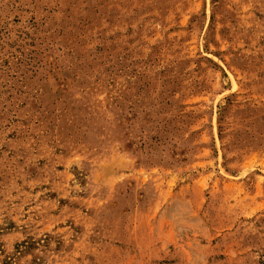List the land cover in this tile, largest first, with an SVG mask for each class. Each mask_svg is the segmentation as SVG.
Here are the masks:
<instances>
[{
  "label": "rangeland",
  "instance_id": "374dc122",
  "mask_svg": "<svg viewBox=\"0 0 264 264\" xmlns=\"http://www.w3.org/2000/svg\"><path fill=\"white\" fill-rule=\"evenodd\" d=\"M0 264H264V0H0Z\"/></svg>",
  "mask_w": 264,
  "mask_h": 264
}]
</instances>
